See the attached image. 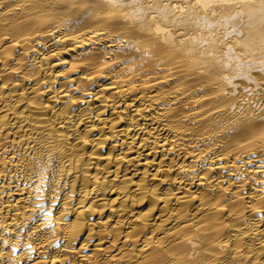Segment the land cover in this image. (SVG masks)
I'll return each mask as SVG.
<instances>
[{"label":"bare ground","instance_id":"bare-ground-1","mask_svg":"<svg viewBox=\"0 0 264 264\" xmlns=\"http://www.w3.org/2000/svg\"><path fill=\"white\" fill-rule=\"evenodd\" d=\"M0 264H264V0H0Z\"/></svg>","mask_w":264,"mask_h":264}]
</instances>
